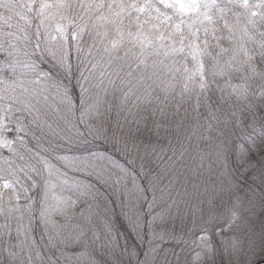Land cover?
<instances>
[{
	"label": "trees",
	"instance_id": "1",
	"mask_svg": "<svg viewBox=\"0 0 264 264\" xmlns=\"http://www.w3.org/2000/svg\"><path fill=\"white\" fill-rule=\"evenodd\" d=\"M48 1L53 19H47L48 11L22 0L8 15L0 5V20L24 28L29 46L11 57L0 36V113L12 121L11 126L6 122L11 128L20 126L24 113V130L10 135L13 141H22V162L33 163L31 175L41 178L28 185L29 199L36 202L17 223L8 225L11 231L21 238L20 229L27 240L22 227L29 222V250L40 248L51 262L54 251L61 250L62 238L50 239L34 223L42 217L44 170L49 164L59 176L67 173L69 184L82 178L97 179L99 184L86 190L91 194L80 204L100 218L84 232L82 238H88L83 245L74 242L72 234L68 237L70 243L80 245L68 250L79 262L85 261L90 249L86 244L98 247L89 257L92 262L150 260L144 248L153 244L144 240L139 245L138 239L171 224L182 244L207 232L213 239L215 228L227 224L229 207L249 222V238L242 239L243 246L261 244L264 150L248 146L264 147V103L261 94L257 97L264 92V2L258 9L254 0H202L209 10L201 6L189 18L178 16L162 42L147 40L140 33L152 32L156 9L143 0ZM160 22L157 15L155 23ZM59 24L68 27L63 48L52 50L54 55L41 53L58 59L59 63L51 60L49 65L38 59V48L47 28L50 32ZM53 30L48 39L57 49L60 42L52 39ZM17 56L26 57L19 70L12 62ZM28 61L47 76L28 80ZM242 76L250 87L231 89ZM241 92L245 99L238 96ZM7 93L11 99L4 100ZM30 102H35V111ZM29 114L45 118V140L34 134L38 117L30 120ZM12 156H5L10 159L3 174H11L10 166L17 160ZM94 170L99 177L91 176ZM27 175L21 170L18 174ZM65 189L60 184L54 192L63 194ZM248 208L249 215L245 214ZM168 230L172 235L173 230ZM120 232L131 237L136 254L110 257L122 244ZM19 241L12 242L15 252L22 251L17 248ZM44 244L55 249L46 255ZM223 247L227 248L225 242L219 249Z\"/></svg>",
	"mask_w": 264,
	"mask_h": 264
},
{
	"label": "rangeland",
	"instance_id": "2",
	"mask_svg": "<svg viewBox=\"0 0 264 264\" xmlns=\"http://www.w3.org/2000/svg\"><path fill=\"white\" fill-rule=\"evenodd\" d=\"M22 1L28 2L27 0ZM201 1L202 0H143V3L145 5L149 6L151 9H153L155 6L156 9L154 10V23L151 27L152 32L146 33L145 31H141L140 33L147 40H164L167 36V30L173 28L176 25L174 23L178 16L181 19L189 18L193 15V13L197 14L196 11L201 8V6L208 8V5H202ZM254 2L256 3V5H254L255 7H257L258 9H263L259 5L261 2H264V0H254ZM28 3L29 7L35 4L36 6L41 8L42 12L43 10L48 11L47 19L55 18L53 17L55 13L53 11V5L51 1L34 0ZM161 3H163V6L161 5ZM0 5H3L4 7V14L8 15L11 8L13 9V6H15V8H17V6H21V0H0ZM83 6H86V8L89 7L88 4L86 5V2H84ZM163 9L165 11H161ZM157 15L160 18V24L155 23ZM5 22L6 21L4 20L3 22L0 21V36L6 43V46L9 50V55L13 57L15 55H18V51H20L21 48L29 46L26 43L24 28L17 24L11 25ZM13 26H17L18 28H13ZM67 29L68 27L65 24L55 25L51 29V31L53 30L52 39H54V41L58 40L60 42V46L57 49H54L52 43H49L48 37L51 31L49 32V29L47 28L46 38H43L44 42H42V44L39 45L38 48V59L40 61L45 62L49 65L51 64V60L59 63L57 58H45L41 53L44 52V54H47L51 52L53 54V51L60 52L64 46V38L67 34ZM37 34L38 36H42L41 32L39 31L37 32ZM136 34H139L138 30H136ZM169 40L170 42L173 41L170 37ZM245 51L247 53L246 49ZM24 60H26V57L24 56H17L15 58H12V62L16 61L15 67L17 68V70H19V66L23 64ZM25 66L28 70V80L37 78L39 75L47 76L43 72L39 71L38 68L34 69L35 66H31V61H28ZM250 85V81L242 76L234 81L231 89L234 90L239 86L249 88ZM29 90L30 92H32L33 89L30 88ZM260 94L261 103H264V92H260L258 94L257 97L259 99ZM243 95L244 93L241 92V94H239L238 96L243 97ZM6 98L11 99V96L7 93L5 94L4 100ZM31 98L32 95L30 99ZM243 98L245 99L246 96ZM9 106L15 109L14 104H11ZM29 107L31 110L35 111V102H30ZM21 116L25 121L24 113H22ZM29 116L30 120L38 117L35 114H29ZM44 119V117H38L36 124L37 130L34 131V134H37L41 141L45 140V135L42 133ZM24 121L19 120L20 126L11 128L10 126L12 124V121L4 120V117L0 113V263L3 261L6 264H52V262L54 264H108L105 260H102L101 262V260L96 259L92 262L91 259H89V257L93 255V251L98 250V247H95L92 244L85 245L86 247L89 246L90 249H88L87 254L84 257V262H79L78 256L76 254L72 255L68 252V250L70 249L79 247L80 245L77 243L83 245L85 240L88 238H82L84 232L87 231V229L91 228L89 226L94 221H98V219L100 218V216L96 215V212H92L90 211V208L83 207L80 204L87 196V194H91L89 192H86V190L91 188L94 189L95 183L96 186L99 185L98 181L96 182L97 179L86 180L82 178L81 181L75 180L73 182L75 185L69 184L68 182H70V180L68 179L67 173L59 176L57 174L59 171L55 172L54 168L49 164L45 166V173L43 178L45 194L42 199V210L40 211L42 217L38 216L34 223L37 225H41V231L44 232V234L50 239L56 237L62 238V240L60 241V248L62 251H54L52 262L49 259H46V256H43L44 254H41L40 248L37 247L35 251H31L28 249L29 244L27 242L31 240V227L29 222H26V227H22V231L27 232V240L20 229L18 230V232L19 234H21V238L16 233V231H14L13 233V231H11V229L8 227V225L10 224L12 225L13 223H17V220L20 217L25 216L24 210L27 211V208L31 207L33 203L36 202L29 199L32 196L30 195L27 187L30 183L41 180V178H37L34 175H31V173H34L33 168H31V165L33 164L31 161L22 162L23 153L25 151L24 145H22V141H13V136L10 135L11 132L19 135V133L24 130ZM248 147L249 149L257 151L264 150V147H261L260 144H258L257 146L251 144ZM242 148L243 147H241V149ZM9 153H12L13 156L17 157V160L14 161L16 164H14V166H10L12 171L11 174H3L5 166L10 159V157L6 158L5 156H7ZM43 153L38 159L40 163H42L41 160ZM60 166L61 165L57 167L58 170H60ZM20 170L26 171L28 173L27 178H21L18 176ZM91 176L99 177V173L94 170L91 173ZM72 179L75 178H71V180ZM60 184L66 185V189L63 194H61L60 191H58L59 194L54 192L58 185L60 186ZM234 204L236 205V203ZM175 208L176 204H173L172 214L176 211ZM32 213H34V211L30 210V214ZM250 213L251 211L249 208L248 210H245V214L249 215ZM237 214L238 211L235 208L229 207V214L226 216L228 219L227 224L223 225V229L217 227L220 231L215 228L217 234L213 239L216 240V242H213L214 240L211 239L209 232L205 230L207 232L205 237L194 239L189 244H182L180 237L178 238V232H174V230L176 229V226L174 224L166 225L165 229H162L160 232L150 231L151 233L149 232L141 236L144 238H141L137 234L136 236L140 237L138 241H141L139 245H144V240L153 244V247H149L147 245L144 248L145 250H148L146 251V253L150 260L141 261L140 264H255V260L264 259V238L261 240V244L258 243V245H256V243L254 242L253 244L251 243L252 246L251 244H249V246L252 247L250 249H247L246 246H243L244 242H242V239L249 238V235L246 234V232L249 233V227L247 225L249 222L240 220ZM168 228H171L173 230L174 235L169 234L172 232L168 230ZM109 232H112V230ZM70 234H72V238L75 239L74 242H77L76 244H72L68 241V237ZM115 235L117 236V234H114V236ZM120 236L122 237V244L117 250L114 251V253H112L110 257L114 256V258H116L124 255L122 257L124 258L126 257V253L136 254V248H134L135 245H132L133 242H131V237H129L128 239L122 232H120ZM19 240H21L22 242ZM13 241H19L17 243V248H21L22 251L15 252L12 250V248L15 246L14 243H12ZM116 242H121V240H118ZM223 242L226 243L227 248L223 247V250H221L219 249V247ZM44 245L45 252L47 253L46 255H48L50 251L55 249L49 248L48 244ZM110 264H112V262Z\"/></svg>",
	"mask_w": 264,
	"mask_h": 264
},
{
	"label": "water",
	"instance_id": "3",
	"mask_svg": "<svg viewBox=\"0 0 264 264\" xmlns=\"http://www.w3.org/2000/svg\"><path fill=\"white\" fill-rule=\"evenodd\" d=\"M262 262H264V260ZM257 264H259V263H257Z\"/></svg>",
	"mask_w": 264,
	"mask_h": 264
}]
</instances>
